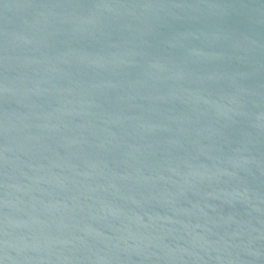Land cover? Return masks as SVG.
<instances>
[{"label": "water", "instance_id": "95a60500", "mask_svg": "<svg viewBox=\"0 0 264 264\" xmlns=\"http://www.w3.org/2000/svg\"><path fill=\"white\" fill-rule=\"evenodd\" d=\"M0 264H264V167L163 0H0Z\"/></svg>", "mask_w": 264, "mask_h": 264}]
</instances>
